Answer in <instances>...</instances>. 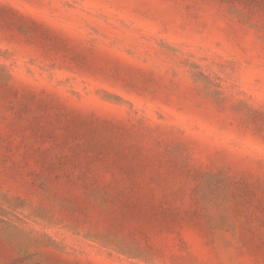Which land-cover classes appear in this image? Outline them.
<instances>
[{"label":"rangeland","instance_id":"374dc122","mask_svg":"<svg viewBox=\"0 0 264 264\" xmlns=\"http://www.w3.org/2000/svg\"><path fill=\"white\" fill-rule=\"evenodd\" d=\"M0 264H264V0H0Z\"/></svg>","mask_w":264,"mask_h":264}]
</instances>
